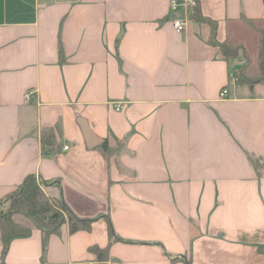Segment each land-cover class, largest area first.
Here are the masks:
<instances>
[{
  "label": "crops",
  "instance_id": "1",
  "mask_svg": "<svg viewBox=\"0 0 264 264\" xmlns=\"http://www.w3.org/2000/svg\"><path fill=\"white\" fill-rule=\"evenodd\" d=\"M170 1L0 0V208L34 174L94 219L32 227L6 264H264V84L234 75L258 70L264 0L199 1L215 41L241 47L228 59Z\"/></svg>",
  "mask_w": 264,
  "mask_h": 264
},
{
  "label": "trees",
  "instance_id": "2",
  "mask_svg": "<svg viewBox=\"0 0 264 264\" xmlns=\"http://www.w3.org/2000/svg\"><path fill=\"white\" fill-rule=\"evenodd\" d=\"M199 1L194 0V5L189 9V15L198 22H207L210 25V40L217 43L224 58L236 57L241 47L228 41H215L216 22L202 14ZM259 33L258 70L256 73H249L244 66L238 68L234 74L238 83L264 84V27L259 28ZM59 54L61 57V49ZM41 147L44 152L55 153L57 151L58 142L53 127L41 132ZM99 148L106 159L118 150V148L110 147L106 141L99 145ZM47 182L38 179L34 174H29L18 189L4 200L7 205L0 208L1 264H6L3 258L9 242L13 238L29 235L32 227L40 229L45 234L58 233L64 223L68 224L70 232L90 228L94 219L78 217L61 197L54 198L46 195L41 185ZM15 214L23 216L29 223L14 220ZM109 235L113 237L111 229ZM92 249L96 250L99 258L106 259L107 248L92 247Z\"/></svg>",
  "mask_w": 264,
  "mask_h": 264
},
{
  "label": "built area",
  "instance_id": "3",
  "mask_svg": "<svg viewBox=\"0 0 264 264\" xmlns=\"http://www.w3.org/2000/svg\"><path fill=\"white\" fill-rule=\"evenodd\" d=\"M194 5V0H184L183 2H179L177 0H171L170 1V10L172 11H179V10H185L189 12V9L191 6ZM172 25L175 28L176 31H183L184 30V21L181 19H176L172 21ZM32 92L28 91L24 94V99L28 100L30 97V94ZM226 90H223L221 92V95H225ZM122 108V104H116L115 109L120 110ZM68 146H64V148H67Z\"/></svg>",
  "mask_w": 264,
  "mask_h": 264
},
{
  "label": "water",
  "instance_id": "4",
  "mask_svg": "<svg viewBox=\"0 0 264 264\" xmlns=\"http://www.w3.org/2000/svg\"><path fill=\"white\" fill-rule=\"evenodd\" d=\"M84 135L85 137L89 140V142L91 143V145H96V144H100L102 142L101 139L97 138L96 136H94L88 128H86L84 126Z\"/></svg>",
  "mask_w": 264,
  "mask_h": 264
}]
</instances>
